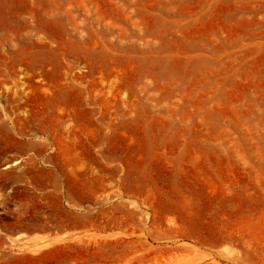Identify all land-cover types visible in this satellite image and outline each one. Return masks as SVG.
<instances>
[{
	"label": "rangeland",
	"instance_id": "obj_1",
	"mask_svg": "<svg viewBox=\"0 0 264 264\" xmlns=\"http://www.w3.org/2000/svg\"><path fill=\"white\" fill-rule=\"evenodd\" d=\"M0 264H264V0H0Z\"/></svg>",
	"mask_w": 264,
	"mask_h": 264
}]
</instances>
